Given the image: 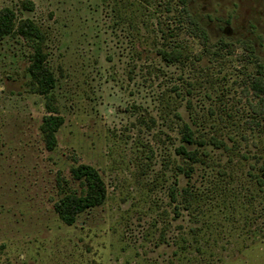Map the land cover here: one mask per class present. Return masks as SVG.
Masks as SVG:
<instances>
[{
    "label": "rangeland",
    "instance_id": "rangeland-1",
    "mask_svg": "<svg viewBox=\"0 0 264 264\" xmlns=\"http://www.w3.org/2000/svg\"><path fill=\"white\" fill-rule=\"evenodd\" d=\"M4 7L41 29L49 105L63 122L48 150L32 49L0 37V264H264V124L252 123L259 97L249 90L264 67V0ZM173 48L183 58L165 63L159 50ZM182 121L228 146H208L190 177L173 151ZM79 164L98 171L106 197L66 225L54 210L58 180L79 192Z\"/></svg>",
    "mask_w": 264,
    "mask_h": 264
},
{
    "label": "trees",
    "instance_id": "trees-1",
    "mask_svg": "<svg viewBox=\"0 0 264 264\" xmlns=\"http://www.w3.org/2000/svg\"><path fill=\"white\" fill-rule=\"evenodd\" d=\"M185 1V0H182ZM30 7L31 4H28ZM17 35L29 44L32 54L29 56L27 72L30 77L32 89L48 99L47 114L42 117L40 131L48 150L54 149L56 145L55 133L62 124L61 116L56 115L49 105L48 94L55 86V78L46 65V54L43 52L44 37L41 29L29 18L17 21L15 12L7 7L0 9V37ZM160 56L165 63H173L183 58V53L178 48L171 51L159 50ZM249 90L253 95L259 97V102L251 108L255 113L252 123L255 125L264 124V67L257 64V75L249 83ZM180 117L177 112L174 114ZM260 115V116H259ZM177 140L179 144L173 148L174 153L185 162V166H178V170L190 177L193 171V164L205 163L209 157L208 146L216 149L228 150L227 143L215 136L205 137L197 135L194 129L186 121H182L176 126ZM262 176H264V164L261 166ZM73 180L78 181L79 192L66 189L68 181L64 178L58 180V185L62 190L61 196L54 204V210L59 219L66 225H72L77 216L87 209L99 206L106 197L105 183L98 171L85 164H79L70 168ZM258 183H262L259 179ZM188 193L189 190L182 189ZM172 201L177 197V181L172 184ZM185 205H188L187 203ZM186 207V206H185ZM178 207H175V214H178Z\"/></svg>",
    "mask_w": 264,
    "mask_h": 264
}]
</instances>
